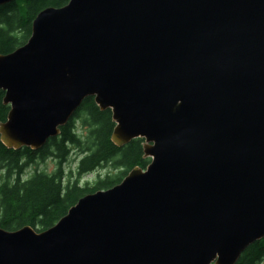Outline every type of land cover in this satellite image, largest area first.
I'll list each match as a JSON object with an SVG mask.
<instances>
[{
	"label": "water",
	"instance_id": "95a60500",
	"mask_svg": "<svg viewBox=\"0 0 264 264\" xmlns=\"http://www.w3.org/2000/svg\"><path fill=\"white\" fill-rule=\"evenodd\" d=\"M0 90L6 149L39 150L91 97L150 160L44 231L0 228V264H236L264 239V0L46 7Z\"/></svg>",
	"mask_w": 264,
	"mask_h": 264
},
{
	"label": "trees",
	"instance_id": "16d2710c",
	"mask_svg": "<svg viewBox=\"0 0 264 264\" xmlns=\"http://www.w3.org/2000/svg\"><path fill=\"white\" fill-rule=\"evenodd\" d=\"M69 0H14L0 6V54L6 55L24 45L31 34V24L36 15L46 7H62ZM0 122H4L8 108L1 103ZM80 125L81 127H77ZM86 133L81 135L80 129ZM114 123L109 110L100 111L93 98H86L68 123L60 128V135L50 138L37 150L36 158L45 159L52 153L66 163L72 149L83 155L77 163V175L91 173L104 165L119 169L111 177H98L92 184L78 185L77 181L63 185L62 174L37 173L22 181L20 174L35 154L28 148L6 149L0 143V170L4 179L0 183V228L14 231L30 226L36 231L52 227L69 208L83 196L99 190H107L138 167L145 169L147 160L142 158V139H136L122 148L110 141ZM14 177V179H12ZM264 257V239L249 246L236 264H257Z\"/></svg>",
	"mask_w": 264,
	"mask_h": 264
},
{
	"label": "rangeland",
	"instance_id": "374dc122",
	"mask_svg": "<svg viewBox=\"0 0 264 264\" xmlns=\"http://www.w3.org/2000/svg\"><path fill=\"white\" fill-rule=\"evenodd\" d=\"M77 127H81L77 123ZM81 135H84L86 133V130L84 128L80 129ZM82 153L77 149H72L69 153L68 159L66 163L62 165V184L68 185L75 181H77L78 185L83 186L86 183L92 184L95 182L98 177H105L107 174H109L111 177H114L118 174L119 169H114L111 167V165L107 164L102 166L101 168H98L97 170L78 176L77 175V163L82 158ZM149 163V159H145ZM44 173L47 175H52L53 173L57 172L56 163H53L51 160L48 162H38V163H32L26 165V167L22 170L20 176V180L25 181L29 178H31L35 173ZM0 183L4 179V174L2 170H0ZM14 179V177L12 178ZM257 264H264V257L260 262Z\"/></svg>",
	"mask_w": 264,
	"mask_h": 264
},
{
	"label": "flooded vegetation",
	"instance_id": "af4514ba",
	"mask_svg": "<svg viewBox=\"0 0 264 264\" xmlns=\"http://www.w3.org/2000/svg\"><path fill=\"white\" fill-rule=\"evenodd\" d=\"M0 93H2V97H1V103H2V98L4 96V92L0 90ZM3 105V104H2ZM4 106V105H3ZM4 107H7L8 108V111H9V107L8 106H4ZM8 113V112H7ZM7 116V115H6ZM6 120V119H5ZM29 152L31 153H34L35 154V158L33 159V162L29 163V164H32V163H38V162H48L49 160H51L53 163H56V168H57V173H61L62 174V165L64 164L63 162H60L58 160L57 157H55V153H52L49 157H46L45 159H41V158H36L38 156V153H37V150L36 151H33V150H30L29 149ZM38 173V172H37ZM35 173V174H37ZM21 175V174H20ZM2 178V177H0Z\"/></svg>",
	"mask_w": 264,
	"mask_h": 264
}]
</instances>
